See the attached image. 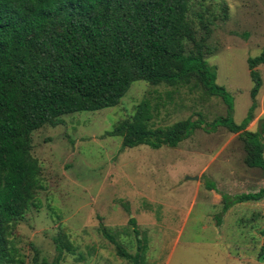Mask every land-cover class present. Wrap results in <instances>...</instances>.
Listing matches in <instances>:
<instances>
[{
  "label": "rangeland",
  "instance_id": "1",
  "mask_svg": "<svg viewBox=\"0 0 264 264\" xmlns=\"http://www.w3.org/2000/svg\"><path fill=\"white\" fill-rule=\"evenodd\" d=\"M189 18L198 36L201 22L207 24V61L232 103V121L240 124L252 105L248 58L264 48V0H191ZM257 69L261 86L246 127L251 132L264 123V64ZM144 97L159 104L156 124L200 113L208 126L175 147L121 149V136L105 133L130 120ZM225 113L222 99L200 87L137 80L117 105L65 114L61 123L35 130L31 153L42 167L43 188L14 232L25 264L32 263V246L51 262L57 244L58 264H132L112 240L129 253L140 251V264H264V198L222 210L220 193L264 187V171L246 163L238 133L213 127Z\"/></svg>",
  "mask_w": 264,
  "mask_h": 264
},
{
  "label": "trees",
  "instance_id": "2",
  "mask_svg": "<svg viewBox=\"0 0 264 264\" xmlns=\"http://www.w3.org/2000/svg\"><path fill=\"white\" fill-rule=\"evenodd\" d=\"M191 0H0V264H25L14 237L17 224L43 188L42 167L31 153L32 133L61 123V116L117 105L134 81L170 87H200L218 96L226 113L213 119L243 139L246 163L264 171V123L246 130L253 119L261 86L257 69L261 53L248 58L253 87L246 119L232 121V103L207 61V24L197 35L189 18ZM210 22V20H208ZM159 104L152 97L138 103L135 114L117 123L107 136H121V149L138 145L175 147L203 116L169 125L156 124ZM210 188L213 189L212 186ZM223 212L234 203L259 201L264 187L238 194L220 193ZM129 222L135 224L134 218ZM106 237L107 227L100 224ZM133 232L141 250L139 231ZM116 252L132 264L141 253H129L117 241ZM31 264H58L40 259L35 246Z\"/></svg>",
  "mask_w": 264,
  "mask_h": 264
},
{
  "label": "crops",
  "instance_id": "3",
  "mask_svg": "<svg viewBox=\"0 0 264 264\" xmlns=\"http://www.w3.org/2000/svg\"><path fill=\"white\" fill-rule=\"evenodd\" d=\"M230 209V208H229Z\"/></svg>",
  "mask_w": 264,
  "mask_h": 264
}]
</instances>
